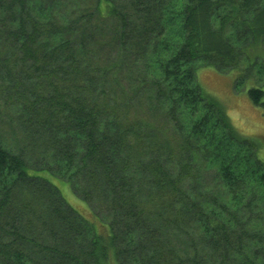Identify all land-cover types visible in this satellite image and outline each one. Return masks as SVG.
<instances>
[{
	"label": "trees",
	"instance_id": "obj_1",
	"mask_svg": "<svg viewBox=\"0 0 264 264\" xmlns=\"http://www.w3.org/2000/svg\"><path fill=\"white\" fill-rule=\"evenodd\" d=\"M263 44L264 0H0V264H264L259 145L198 79Z\"/></svg>",
	"mask_w": 264,
	"mask_h": 264
},
{
	"label": "rangeland",
	"instance_id": "obj_2",
	"mask_svg": "<svg viewBox=\"0 0 264 264\" xmlns=\"http://www.w3.org/2000/svg\"><path fill=\"white\" fill-rule=\"evenodd\" d=\"M64 9L69 10L70 7L65 4ZM246 55V53H243V55L242 53L239 54L240 62L239 65L233 67L235 70L227 66L224 71L219 72L212 66L206 67L203 65L198 70V79L205 90L213 92L221 101L227 103L234 124L246 135L250 134L254 136L255 141L259 145V156L264 161V104L256 105L248 91L252 86L264 88V70H261L262 66H264V58H258L255 64H250L251 60L247 61ZM242 74L244 75L242 76ZM2 103L0 101L1 105ZM157 117L156 121L162 120L167 116L166 114L165 116L158 114ZM4 121L8 122V119L6 117L0 119V124L3 125L0 129V136L4 137V140L6 139L10 145L12 144L11 146L15 144L20 145L19 141L22 139V136L19 134V129L16 128L14 130L4 125ZM176 138L180 139L178 133ZM28 150L30 152L29 158L34 157L32 159V163H34L38 159V155L34 151L32 152L30 148ZM197 162L202 171H205L204 184L209 180L211 184L217 185L214 170L211 169L208 162L202 159ZM172 165L178 169L175 163ZM58 185L61 187L64 197L73 207L78 208L81 212H89L87 203L75 194L68 182L62 181Z\"/></svg>",
	"mask_w": 264,
	"mask_h": 264
}]
</instances>
